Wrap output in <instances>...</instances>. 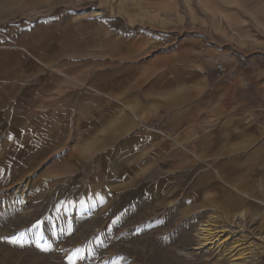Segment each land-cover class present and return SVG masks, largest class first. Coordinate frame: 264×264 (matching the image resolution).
Masks as SVG:
<instances>
[{"label": "rangeland", "instance_id": "obj_1", "mask_svg": "<svg viewBox=\"0 0 264 264\" xmlns=\"http://www.w3.org/2000/svg\"><path fill=\"white\" fill-rule=\"evenodd\" d=\"M215 52L264 125V0H0V264H264V151L241 178L242 154L132 144L139 106Z\"/></svg>", "mask_w": 264, "mask_h": 264}, {"label": "crops", "instance_id": "obj_2", "mask_svg": "<svg viewBox=\"0 0 264 264\" xmlns=\"http://www.w3.org/2000/svg\"><path fill=\"white\" fill-rule=\"evenodd\" d=\"M224 15L234 24L235 32H245V27L238 25L236 16L226 12ZM79 16L81 15H76ZM216 63H220V58L215 52L196 67L198 69L184 68L187 72L185 80L180 82L182 86L179 90L173 92L167 86L163 92L153 94L151 103L141 104L137 118L139 127L137 133H133L132 144L137 142L139 150L147 146L156 153L164 151L163 147L167 146L171 148V152H184L189 160L193 154L196 155V158L193 157L196 162L214 161L215 164L210 168L215 170L217 165L218 167L221 165L215 159L219 157L217 154H221V157H227V154H242L243 157L240 159L226 162L233 169L239 168L238 176L242 178L247 176L246 171L241 172L242 169L250 170L253 165L252 154L264 151V146L258 145L256 148L255 144L264 136V125H261L259 120L257 124L255 115L248 112L243 103L235 100L231 102L229 99V95L244 82V77L250 71L243 69L233 78L218 81L217 70L213 68ZM225 66L228 70L227 65ZM144 124L155 125L149 127ZM50 141L55 142L54 139ZM49 150L51 146L42 147V152L34 150L30 154L29 162L33 163ZM198 153L203 156H197ZM199 168H204L202 163L195 166V169ZM19 171V167L11 169L12 174ZM222 176L223 181L226 180L224 174L215 171V183H221ZM232 178H237V174L232 175ZM232 183L241 184L236 179ZM100 197L103 198L105 195Z\"/></svg>", "mask_w": 264, "mask_h": 264}, {"label": "bare ground", "instance_id": "obj_3", "mask_svg": "<svg viewBox=\"0 0 264 264\" xmlns=\"http://www.w3.org/2000/svg\"><path fill=\"white\" fill-rule=\"evenodd\" d=\"M200 233L203 235V237L201 238L202 241L204 243H209L211 244L214 240H216L218 238L219 235L217 234H213L210 232V230L205 226L202 225L200 228ZM205 233H207L206 235H204ZM215 233V232H214ZM262 243L264 244V237L262 238ZM203 244V243H202ZM234 261V260H233Z\"/></svg>", "mask_w": 264, "mask_h": 264}, {"label": "built area", "instance_id": "obj_4", "mask_svg": "<svg viewBox=\"0 0 264 264\" xmlns=\"http://www.w3.org/2000/svg\"><path fill=\"white\" fill-rule=\"evenodd\" d=\"M216 70H217L216 76L218 78H222L224 76V73H225L224 66L222 64H218L216 67Z\"/></svg>", "mask_w": 264, "mask_h": 264}, {"label": "snow or ice", "instance_id": "obj_5", "mask_svg": "<svg viewBox=\"0 0 264 264\" xmlns=\"http://www.w3.org/2000/svg\"><path fill=\"white\" fill-rule=\"evenodd\" d=\"M79 251V250H78Z\"/></svg>", "mask_w": 264, "mask_h": 264}]
</instances>
